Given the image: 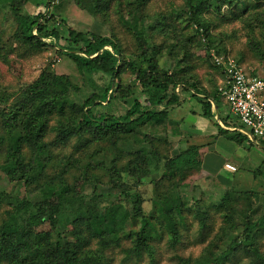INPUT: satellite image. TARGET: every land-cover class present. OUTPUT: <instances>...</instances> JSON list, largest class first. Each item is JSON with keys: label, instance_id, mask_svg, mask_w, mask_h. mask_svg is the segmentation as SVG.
Instances as JSON below:
<instances>
[{"label": "trees", "instance_id": "obj_1", "mask_svg": "<svg viewBox=\"0 0 264 264\" xmlns=\"http://www.w3.org/2000/svg\"><path fill=\"white\" fill-rule=\"evenodd\" d=\"M153 1L38 0L27 14L28 0H0L1 63L15 52L54 47L84 79L57 73L49 63L13 91L0 84V173L16 185L0 188V264H111L115 248L123 261L144 253L153 258L164 236L171 249L182 242L188 215L198 219L203 239L210 208L222 216L219 230L199 255L178 254L175 264H229L242 257L264 264V194L231 187L208 206L189 203L185 188L202 169V145L183 129L182 141L189 142L170 152L166 133L169 122L180 124L176 109L192 102L191 114L218 134L259 140L240 130L245 127L231 111L221 114L222 91L215 78L213 89L203 87L197 62L205 61L223 84L224 68L212 53L230 55L227 34L213 29L233 21L243 22L249 50L264 62V0H182L159 11ZM70 3L103 21L116 17L133 49L117 37L68 26L63 8ZM232 57L244 64V54ZM96 74L106 77L103 85ZM117 100L127 104L124 113L113 111ZM72 139L75 151L60 154ZM263 165L254 176L264 174ZM146 178L151 210L138 188Z\"/></svg>", "mask_w": 264, "mask_h": 264}, {"label": "rangeland", "instance_id": "obj_2", "mask_svg": "<svg viewBox=\"0 0 264 264\" xmlns=\"http://www.w3.org/2000/svg\"><path fill=\"white\" fill-rule=\"evenodd\" d=\"M37 2L38 0H28L25 12L30 14L34 9H38ZM181 2L182 0H154L152 3V10H168L172 3L179 5ZM63 11V17L68 26H72L77 30L94 31L106 37H117L124 43L125 48L129 50L133 49V38L121 26L116 17H113L109 22L103 21L99 17L91 15L86 10L80 9L74 3L66 5ZM213 30H215L216 33L223 31L227 34L224 37V46L231 56L237 57L244 54L243 65L250 75L254 72L256 74L255 76L264 77V62L256 59L249 50L247 46L249 36L243 22L233 21L228 24H223L217 29L214 28ZM60 44L63 45L64 40H61ZM105 47H112V44L107 42ZM201 54H204V50L200 51V55ZM49 63L52 64V67L57 73L69 74L71 77L77 75L74 62L67 56L57 52L54 47H50L37 53L15 52L11 54L8 64L0 62V84L13 91L22 85L32 82ZM197 63L199 65L197 73L203 87L211 90L216 85L219 87L222 86L221 77L217 74L214 76L213 69L205 61L199 60ZM125 76L129 82L131 81V83H134L131 76ZM93 77L96 80V84L99 86L103 85L106 80V77L101 74H96ZM213 78L216 79V85L213 82ZM78 81L80 83L84 82L82 76H78ZM132 88L135 92L140 91L138 83H134ZM141 99H143V97ZM191 103L192 102H186L183 106L176 109L179 114H175L174 118L180 120V124L178 125L175 120L169 122L168 125H170V127H168L166 132L171 140L170 144L167 146L170 152H172V149L177 150L189 142V140L182 141L187 135L183 129L187 130V132L193 131L194 133L189 136V138L202 145V169L196 171V173L187 180L188 185L185 188V195L189 203L193 204L195 200L199 199L203 205L208 206L211 201L218 200L221 194L227 188L231 187L238 190L249 189L263 195L264 174H260L259 176L253 175V171L264 161L263 139L255 135L259 140L253 141L251 139L252 141L243 140V142H238L230 139L225 134H218L217 128H215L216 131L212 132V134L202 135V132H198V119L189 111L192 106ZM124 105L127 104L117 100L113 106V111L117 114L124 113ZM226 109L230 112L228 105ZM221 114L224 115L223 109ZM182 117L185 119L184 121H182ZM203 130L202 127L201 131ZM74 142L75 140L72 139L67 146H60L58 152H60V154H70V152H74ZM94 147H96V145L92 146L91 149ZM80 153L81 152H75V155L77 156ZM226 165H232L235 169L227 168ZM262 169L264 171V165ZM148 181L149 178H146L145 182L139 185L138 188L141 189L146 198L144 203L145 209L151 210L152 203L150 199L153 188L152 185H146ZM15 186L14 183L9 182L7 178L4 177L3 173H0V188L11 191ZM86 191H90V189H86ZM252 198L254 201L258 202L256 197ZM209 211L211 218L209 219L210 221H208L209 228L204 230L205 236L203 239L205 238V241L200 234L198 219L194 218L191 214L188 215L187 218L189 228L183 230L184 235L182 242L178 244L176 249L168 247V237L164 236L155 243L153 258L150 257L149 254L144 253L140 258L133 256L123 261L124 252L121 248H115L109 253L112 257L111 264H175V256L178 254L183 256L199 255L203 251L204 246L211 240L223 223L220 214H217L213 208H210ZM262 241V249L264 251V240ZM246 263H248V259L242 257L239 261H233L229 264Z\"/></svg>", "mask_w": 264, "mask_h": 264}, {"label": "built area", "instance_id": "obj_3", "mask_svg": "<svg viewBox=\"0 0 264 264\" xmlns=\"http://www.w3.org/2000/svg\"><path fill=\"white\" fill-rule=\"evenodd\" d=\"M212 56L214 62L224 68L226 76L220 89L230 111L244 125L245 129L241 130L264 140V77L250 75L244 65L230 55L212 53ZM226 167L235 169L232 165Z\"/></svg>", "mask_w": 264, "mask_h": 264}, {"label": "crops", "instance_id": "obj_4", "mask_svg": "<svg viewBox=\"0 0 264 264\" xmlns=\"http://www.w3.org/2000/svg\"><path fill=\"white\" fill-rule=\"evenodd\" d=\"M228 104H227V102L224 100V104H223V106H222V108H221V111H222V109H223V114H228L229 112H228V110L226 109V106H227ZM213 107H214V109L216 108V106L215 105H213ZM226 110V111H225ZM215 111H217V108L215 109ZM217 114H218V111H217ZM216 118L217 119H219V115H217L216 116ZM219 123L223 126V127H225V128H227L221 121H219ZM199 127V130H198V132H202V135H207V134H212V132H215L216 131V129L214 128V127H212L210 124H207V123H203V122H198V124H197ZM202 127H203V131H201V129H202ZM213 128H214V130H213ZM230 129H240L239 127H234V128H230ZM241 130V129H240ZM242 131V130H241ZM243 132V131H242ZM245 133V132H244ZM247 134V133H246ZM251 139H254L253 138V136L254 135H248ZM226 170H228V169H226Z\"/></svg>", "mask_w": 264, "mask_h": 264}]
</instances>
